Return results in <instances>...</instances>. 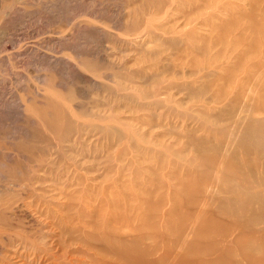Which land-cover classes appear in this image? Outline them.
I'll return each instance as SVG.
<instances>
[{
	"label": "rangeland",
	"instance_id": "374dc122",
	"mask_svg": "<svg viewBox=\"0 0 264 264\" xmlns=\"http://www.w3.org/2000/svg\"><path fill=\"white\" fill-rule=\"evenodd\" d=\"M227 1L235 4L236 11L248 7L247 0H0V134L4 135L0 138V199L32 213V218L0 226V256L12 245L19 253L32 254L38 239H87L95 223L118 225L111 215L130 212L135 217L137 196L156 199L157 193H166L163 181L156 178L165 174L168 181L173 164L182 178L191 174L186 180L195 186V197L212 195L207 210L217 212L231 201L247 204L249 210L243 215L249 217L243 231L258 232L264 226V194L252 181L263 179L262 175L248 174L252 180L242 184L221 162L232 150L239 160L245 159V146L237 142L242 132L249 134L251 146H264V134H258L264 101L258 94L253 99L261 103L258 108L230 116L224 102L188 89L195 86L198 91L200 70L191 76L185 73L192 59L202 62L203 71L209 73L221 72L230 63L224 55L214 56L225 47L232 49L231 39L216 42L217 29L205 25L218 23L219 17L228 21L221 9ZM261 15L258 11V92L264 87ZM236 81L215 78L213 85L224 83L231 89ZM170 82L173 88L167 89ZM185 83L189 86L181 89ZM254 86L251 83L246 89L247 99ZM51 90L63 95L60 103L72 123L64 135L41 128L38 116L27 108ZM100 115L116 119L100 120ZM32 132L38 155L31 164L23 153L17 158L31 170L9 175L7 163L14 156L9 143L32 140ZM196 139L205 140L214 151L224 149L226 157L212 167V188L201 178L212 161L198 157L190 144ZM250 155L252 160L258 157ZM93 168L96 171L89 172ZM145 178L159 186L151 196L138 188L148 186ZM122 187L126 191L121 195ZM112 198L119 200L116 209ZM160 208L154 219L158 223L167 205ZM258 212L263 213L260 218ZM252 220L255 225L249 223ZM149 232L142 228L133 236ZM165 232L168 239L184 234L167 228ZM256 239H247L244 250L252 264H264L263 243ZM239 257L236 251L231 255L234 261Z\"/></svg>",
	"mask_w": 264,
	"mask_h": 264
},
{
	"label": "bare ground",
	"instance_id": "6f19581e",
	"mask_svg": "<svg viewBox=\"0 0 264 264\" xmlns=\"http://www.w3.org/2000/svg\"><path fill=\"white\" fill-rule=\"evenodd\" d=\"M246 3L248 5L247 8L240 7L236 11L235 4L227 1L221 4V9L226 12L228 21L219 17L216 18L218 23H205L211 30L217 29L216 42L219 43L220 40L231 39L232 49L230 48L227 51V47H225L214 56V59H216L224 55V60L230 63L223 65L220 68L221 72L209 73L203 71L206 67L202 65V62L198 64L192 59L190 64L187 65L189 68L185 73L187 76H191L200 70L197 76L202 81L197 85L198 91L195 92V86L191 87L189 83L180 85L181 89L189 86L188 89L199 96L210 94L209 99H219L218 101L224 102L222 106L226 112H230V116L232 114L238 115L242 111L253 110L255 105L258 108V104L261 105V103L257 102L255 104L253 101V99H258V94L262 102L264 101V87L260 88L258 92V82L255 81L258 79V11L264 17V1H262L261 5H258V0H247ZM238 19L241 22L237 21ZM238 48L239 50L234 52ZM261 49L264 54V38ZM261 65L264 66V64ZM206 66L209 67V64ZM170 69L171 72L174 71L172 67ZM174 73L175 75L179 74L175 71ZM215 78L226 83L233 80L237 81L234 87L230 89L226 87L229 85L224 83L214 86L213 81H215ZM251 83L255 85L253 95L247 99L246 89L251 86ZM172 84L173 82H170L166 86L168 87L167 89L173 88ZM48 92L43 95L45 97L41 102H38V100L30 101L27 108L38 116V124L41 128L62 134L68 132L72 128V123L63 105H61L62 103H60L63 95H60L59 91L56 90ZM246 104H248L247 107L245 106ZM100 116L98 119L108 118L110 122L116 119L114 115H109V117ZM110 116H113V118L111 119ZM31 134L32 140H15L9 143L7 148H11L14 151L12 162L6 161L8 162L7 170L9 175L15 176V174H21L27 168H31L29 164L21 165V162L24 161H17V158L20 157L18 153H23V159L30 164V161L35 159L37 152L32 142L35 141V134L33 132ZM258 134H264V117L258 124ZM132 135L135 136L134 134ZM3 136L1 135L0 138H3ZM176 138H178V135ZM237 142L245 146L246 154L245 159L242 161L238 159L236 152L233 150L226 157L224 154L222 155L223 148L214 151V148L210 149L208 147L205 140L196 139L191 141L190 144L200 159L208 158L212 161V166H210L206 175L201 178L207 186L214 187V180H212L214 174H211L214 170V168L212 169L213 164L225 156L226 158L222 159L221 162L224 170L227 171L229 169L230 174L234 177L233 180L242 184H249L252 178H249L248 174L262 175L263 179L258 177L252 181L255 182L258 190L264 194V146H251L249 144V134L246 132L240 133ZM250 154L258 155V157L252 160ZM91 171H96V169L93 168L89 172ZM138 172V170L135 171V173ZM170 172L171 176L168 181L165 174L163 179L160 176L156 178V180L163 181L166 193H157L156 199L142 198V196L136 197L137 206L135 210L138 215L135 217L130 212L129 214H121V216L116 215L113 217L111 215L110 219L118 225L110 222L106 224L95 223L92 226L93 230L86 234L87 239H38L35 245L32 243V254L19 253L20 251L12 245L11 248L7 249V253L0 256V264H252L250 253L244 250L245 242L251 237H257V242L259 240L263 243L261 252L262 254L264 253V226L259 227L258 232L253 230L249 232L243 231L244 227L242 224L244 222L248 223L249 217V214L243 215V212L247 209L249 210L247 204L238 205L231 201L221 210L218 209L217 212L209 211L206 207L212 206L214 199L212 195L202 194L199 197H195L193 191L195 186L186 180L191 174L186 173L184 178H182L180 169L176 164L172 165ZM219 175L221 179V172H219ZM144 180H146L145 183L148 186L140 187L138 185L140 192L149 196L155 194L159 186L155 187L146 178ZM121 190V195L125 194V188L122 187ZM6 200L1 202L2 200L0 199V226H10L9 222L13 219L32 218V213L27 211L29 209L22 210L19 204L12 207L9 205L10 200ZM118 201L116 198L111 199V204L115 209L118 208ZM166 205L167 208L160 217L163 220L159 224L154 219L158 216V212L162 211L160 207ZM17 211H22L23 214H16L15 212ZM262 215V212H258V218ZM220 216H227L232 221H224ZM119 220L123 224L118 223ZM132 221L136 223L133 225L131 224ZM249 223L255 225L253 220ZM142 228H147L150 232L145 235L133 236L137 230ZM166 228L171 232L182 231L184 234L177 236L180 239H168L165 232ZM186 235H191L193 239H182ZM196 237L199 238L195 239ZM149 240H151V243H147ZM234 251L240 254L238 261L231 259ZM0 252H2L1 247Z\"/></svg>",
	"mask_w": 264,
	"mask_h": 264
}]
</instances>
